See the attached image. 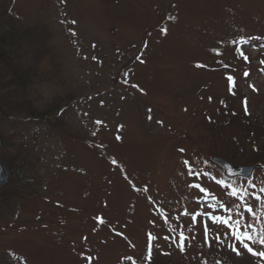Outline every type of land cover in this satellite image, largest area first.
<instances>
[{
  "label": "rangeland",
  "instance_id": "374dc122",
  "mask_svg": "<svg viewBox=\"0 0 264 264\" xmlns=\"http://www.w3.org/2000/svg\"><path fill=\"white\" fill-rule=\"evenodd\" d=\"M9 22L0 264H264L233 235L264 236V0H0Z\"/></svg>",
  "mask_w": 264,
  "mask_h": 264
},
{
  "label": "trees",
  "instance_id": "16d2710c",
  "mask_svg": "<svg viewBox=\"0 0 264 264\" xmlns=\"http://www.w3.org/2000/svg\"><path fill=\"white\" fill-rule=\"evenodd\" d=\"M4 25V26H3ZM5 27L4 36H2V39L0 40V44L4 45L6 48V53L0 55L2 58V61H7L9 59L8 53L10 52L13 60L15 57V53L19 52L22 47H24L28 42L29 38L32 37L30 34L28 35L29 38H25V32L19 31L18 26L13 22H9V24H2L0 26V30H2ZM5 55V56H4ZM11 59V58H10ZM30 72L26 71L27 76L30 75ZM24 75V76H26ZM21 77V76H20Z\"/></svg>",
  "mask_w": 264,
  "mask_h": 264
},
{
  "label": "snow or ice",
  "instance_id": "6c2138e0",
  "mask_svg": "<svg viewBox=\"0 0 264 264\" xmlns=\"http://www.w3.org/2000/svg\"><path fill=\"white\" fill-rule=\"evenodd\" d=\"M72 23L74 24L75 21H72ZM164 31H166V30H164ZM73 34H74V33H73ZM243 58H244L245 61H247V59H248L246 56H244ZM261 63H264V61H261ZM244 75L247 76L248 73L245 72ZM227 80H228V82H229L230 90H231V87H234V86H235V80H234V77H232V76H228V77H227ZM250 87H252L254 91L256 90L254 85H250ZM209 99H211V97H209ZM244 105H245V112H246V114H247V99H246V98H245V100H244ZM96 123H97V124H102L103 122H102V121H97ZM161 123H162V122H161ZM94 134H95V133H94ZM181 151H183V149H181ZM113 163L115 164V163H117V162H116L115 160H113ZM185 163H187V162H185ZM136 190L139 191V189H136ZM143 190H144V191H147L146 188L143 189ZM262 191H264V189H262ZM233 194L235 195L236 193L234 192ZM258 199H259V197H258ZM248 211H249V212H253L254 210H253L252 207H249V208H248ZM95 219H96L98 222H101V223L103 222V218H102V217H96ZM249 227H251V225H249ZM233 235L235 236V238H236L237 240H240L241 243L243 244V247L246 248L249 252H252L253 255H259V256H261V257H264V252H256V251H254L253 247H251L248 243H243V240H249V241H252L253 243H259V244H261V245H264V236H261V238H260L258 241H256V240H254V238L252 237V235H251L250 233H239V234H235V233H234ZM149 238L151 239V235H150V234H149ZM84 239L86 240L87 238L85 237ZM229 247H231L233 251H236L237 254H239V249L236 248L234 245H231V244H230ZM181 250H183V246H181ZM149 258H150V257H149ZM85 259L88 261V264H91V260L93 259V257L88 256V257H86Z\"/></svg>",
  "mask_w": 264,
  "mask_h": 264
},
{
  "label": "water",
  "instance_id": "95a60500",
  "mask_svg": "<svg viewBox=\"0 0 264 264\" xmlns=\"http://www.w3.org/2000/svg\"><path fill=\"white\" fill-rule=\"evenodd\" d=\"M2 147V142L0 140V149ZM214 162L222 167L225 175L228 178H244L249 179L253 177L257 167L256 166H239L235 167L231 165L224 159L214 158ZM9 181V171L6 165L0 160V188L4 187Z\"/></svg>",
  "mask_w": 264,
  "mask_h": 264
}]
</instances>
